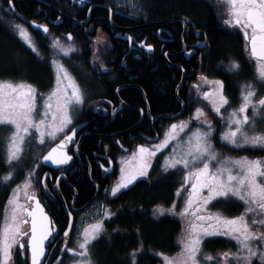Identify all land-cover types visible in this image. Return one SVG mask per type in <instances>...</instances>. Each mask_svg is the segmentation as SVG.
I'll use <instances>...</instances> for the list:
<instances>
[{
    "label": "flooded vegetation",
    "instance_id": "flooded-vegetation-1",
    "mask_svg": "<svg viewBox=\"0 0 264 264\" xmlns=\"http://www.w3.org/2000/svg\"><path fill=\"white\" fill-rule=\"evenodd\" d=\"M146 1L139 0L138 11L130 12L126 7L109 0H13L12 6L7 4V0H0V15L6 17L8 25L13 29L17 23L25 25L39 47L40 53L48 51L53 36H59L65 43H74L75 49L68 53V59L77 60L83 65L87 75L82 78L90 82L84 84L82 112L64 134L66 135L78 124L85 123L75 134L74 142L67 149V153L71 156L69 162L64 166L53 168L44 166L38 160L32 168L35 169V174L30 177L33 184L27 191L31 194L35 189L37 199L52 221L50 226L54 227V238L50 237L45 245L46 255L43 257L45 264H61V261L56 260L57 256L62 257V264L70 258L71 253L62 252L61 246L65 243L68 247L75 246L73 240L77 239L78 232L82 231L89 221L83 220V217L80 219L81 214L84 216L85 212L91 210L97 202H101L107 210H111V206L107 203L109 198L118 196L120 191L140 178H147L148 174L140 176L126 188L119 190L116 195H112L111 188L115 183L113 176L116 172L115 152H128L139 143L158 140L171 121H187L188 130L197 127L206 128L207 125L203 124L205 116L197 119L193 115L196 107L203 108L206 118L213 122L212 144L214 150L220 154V160L224 156L264 159L262 147L253 149L245 145H232L221 139V133L229 127L226 120L230 111L237 108L241 102V86L252 82L258 90L255 98L258 100L260 96H264V87H261L257 77L256 61L250 56V49L245 47L243 30L239 25L226 23L232 19L226 0H198L208 11L198 19L199 24L189 16L187 10L164 18L151 16L145 10ZM30 21L47 24L49 32L44 33L39 28H31ZM209 25L213 28L210 29ZM69 32L73 35V41H68L66 34ZM98 35L105 38L103 42L96 41ZM15 36L19 39L16 33ZM140 41L152 44L153 48L151 50L145 48ZM94 47L95 55H98L100 60H93ZM188 49H192V52H188ZM233 60L240 64L239 71L235 73L229 70ZM101 61L107 65L105 69L99 68ZM142 62L147 64L149 73L155 79L159 77L157 65L164 66L163 78L174 82L173 95L179 104L174 112L150 111L149 102L142 88L132 82L133 77H137L134 72ZM118 66L124 68V81L111 87L109 91L105 89L106 82L117 78ZM202 74L208 79H202ZM217 80L223 81L224 94L229 98V104L223 107L222 114H217L212 107V101L216 98L215 90L219 87L215 83ZM96 85L100 93L95 94ZM152 87L154 89L155 84ZM126 88L137 89L140 92L143 108L136 101L130 102L135 97L134 93L125 92L123 96L120 94L124 93L120 91ZM209 91L212 93L209 98L201 95ZM130 110L137 114L133 123L121 128H109L108 125L113 126L117 120L127 116ZM248 115H252L251 109L248 110ZM144 118L148 121V126L141 130L139 125ZM246 131L249 134L253 131H264V119L257 117L255 129L248 127ZM144 132L151 133V136L143 135ZM89 137H93L96 141L91 147L85 140ZM138 139L140 142H137ZM110 163L112 169L110 173H106ZM127 166L131 165L127 164ZM212 168H215V163L212 164ZM172 172L178 174L177 171ZM57 177H59L58 181ZM177 180V188H179L183 181L178 177ZM84 184L93 187L92 193L88 194ZM82 186H84V195L79 192ZM190 187L191 183L185 185V199ZM99 190L101 191L98 195ZM201 192L207 194L206 189H202ZM181 195L182 192L177 195L175 191L170 205L176 201L184 206L185 199ZM21 202L26 206L32 204L31 201H27L24 188H22ZM243 208V201L237 197H217L209 201L205 210L198 214L208 215L219 211L223 216L231 217L238 215ZM69 212L72 213L73 223L69 229L70 239L65 241L63 237L65 228L69 227ZM101 212L102 210L99 213ZM111 213L114 215L115 212L111 211ZM112 216L109 220H105L104 225L112 219ZM26 219L29 220V217ZM177 220L180 222L178 218ZM24 227L29 229V224ZM105 230L104 227L102 236L106 233ZM201 245L203 249L200 254L201 259L204 253L215 255L217 252L235 251L237 248V242L233 238L220 233L204 236ZM208 246H212L211 249ZM253 260L255 264H260L258 258L254 257ZM29 261V252L25 251L21 255L17 245L11 264H30ZM208 264L214 262L209 261ZM232 264L235 262L233 261Z\"/></svg>",
    "mask_w": 264,
    "mask_h": 264
},
{
    "label": "snow or ice",
    "instance_id": "snow-or-ice-1",
    "mask_svg": "<svg viewBox=\"0 0 264 264\" xmlns=\"http://www.w3.org/2000/svg\"><path fill=\"white\" fill-rule=\"evenodd\" d=\"M129 2L134 9L139 7L132 0ZM226 2L232 17L226 23L239 25L243 30L245 47L250 49V56L256 61L257 77L261 87H264V0H226ZM12 3L13 0H7L9 6H12ZM36 23L32 21L33 25ZM13 27L16 34L39 55L38 47L28 28L23 24H15ZM38 28L44 33L49 32L47 24H39ZM66 35L68 41H73L72 33L69 32ZM95 39L97 42H103L105 38L98 35ZM129 40L131 41V37ZM140 43L149 50L153 48L152 44H146L144 41ZM51 48L53 49L51 62L57 68L56 86L46 96L38 97L35 86L24 80L0 79V126H8L11 129L6 138L5 158L9 171L0 177V182L5 184L13 178L15 165L22 159L23 145L30 142L32 130H35V140L41 146L48 139L54 141L58 134H63L64 130L72 124L73 114L84 102V89L76 82L65 65L56 59L58 52L67 56L75 49V44L65 43L59 36H53ZM187 51L192 52V49ZM93 60H100V57L95 55V47ZM106 67L107 65L101 61L99 68ZM239 69V62L231 61L229 70L235 73ZM201 78L208 79L203 74ZM215 83L219 87L215 90L216 98L212 101V107L217 114H222L223 107L229 104V98L224 94L223 81L217 80ZM211 94V91L201 93L205 98H209ZM257 95L258 90L252 82L241 86V102L237 108L230 111L226 120L229 127L221 133V139L232 145H245L253 149L258 146L264 148V131H253L252 134L246 131L248 127L255 129L257 117L264 119V96H260L257 100L255 98ZM41 99L43 112H40L38 108V100ZM249 109H251V116L248 115ZM37 115L40 116L39 119L35 118ZM193 115L197 119L205 116L203 124L207 127L193 129L179 144H174L172 153L165 156L161 164L164 172L181 165L184 168L183 182L176 189L177 195L186 184L191 183V187L187 192L184 206L176 214L188 218L189 223L182 229L179 238L182 245L180 251L172 256L165 253H159V255L163 256L164 264H208L209 261H213L214 264H232L233 261L235 264H255L254 257L259 259L260 264H264V159L224 156L220 160V154L214 150L212 144L213 122L206 118L204 109L201 107H196ZM188 126L187 121L173 122L159 143L138 144L131 156L121 157L123 164L133 159L136 160V164L128 168L122 164L120 176L112 186L111 194L116 195L137 177L147 175L152 157L164 149L169 141L179 139L180 133L184 132ZM76 131L77 129L73 128L40 159L51 161L57 166L67 163L71 156L63 151V148L66 142L73 139ZM58 149L61 151L58 152ZM213 163H215L214 169ZM34 174L35 169L29 170L23 181L25 195L27 201L32 202L31 206H26L18 199L20 185H17L9 195L4 221L0 224V264H11L17 245L21 255L25 251L30 252L31 264H45L42 259L46 255L45 241L50 237L54 238V227L50 226L52 221L44 211L40 200L37 199L35 189L31 194L27 191L33 184L30 177ZM58 180L59 177H57ZM202 189H206V195L201 192ZM229 196L237 197L244 203L243 211L238 215L226 217L219 211L208 215L198 214L205 210L209 201L217 197ZM175 204L176 201H173L172 206L167 209L163 205H154L153 214L159 215L165 211L175 213ZM112 215L113 213L105 209L103 217L96 219L94 223L78 232L74 247H68L67 243L61 246L62 252L73 254L71 264H96L92 258L91 247L104 231V217ZM26 217H30V220ZM68 217L69 227L65 228L63 237L65 241L70 239L69 229L73 223L71 212L68 213ZM204 221L211 223L205 224ZM27 224H30L29 229L24 227ZM214 233L233 238L237 242V248L235 251L226 250L217 252L215 255L204 253L201 259L200 254L203 251L201 241L204 236ZM137 251L139 249H134L132 252L133 264H136ZM56 260L61 261L62 264V257L57 256Z\"/></svg>",
    "mask_w": 264,
    "mask_h": 264
},
{
    "label": "trees",
    "instance_id": "trees-1",
    "mask_svg": "<svg viewBox=\"0 0 264 264\" xmlns=\"http://www.w3.org/2000/svg\"><path fill=\"white\" fill-rule=\"evenodd\" d=\"M146 3L145 10L151 16L164 18L184 13V10H187L186 12L197 24H199L198 19L208 12L198 0H147ZM208 27L213 28L212 25ZM139 64L140 67L134 72L137 77H133L132 82L142 88L149 102L150 111L168 113L178 109L179 104L173 95L174 82L163 78L164 66L157 65L159 77L155 79L149 73L147 64L143 62ZM117 70H119L117 78L106 82L105 89L110 91L111 87L124 81V68L118 66ZM52 78V70L46 61H41L27 49L15 36L14 29L8 25L6 17L0 15V79L24 80L34 85L37 92L43 93L50 89ZM95 90V94L100 93L97 85ZM120 92H124L120 93L122 96L125 92L134 93L135 97L130 102L136 101L143 108V101L137 89L126 88ZM179 94L181 95V92ZM136 116L135 111L130 110L127 116L117 120L113 126H108L109 128H121L133 123ZM147 123L148 121L144 118L139 125L141 130L148 126ZM143 135L151 136V133L144 132ZM85 140L88 141L90 147L95 145L96 141L93 137ZM137 142H140V139ZM15 170L14 177H18L20 171L17 172V166ZM8 171L9 167L5 163L3 149L0 147V177ZM177 177L176 172H168L159 176H150L149 179L140 178L125 190L120 191L118 196L108 199L107 203L111 206V211L115 213L112 219L105 224L106 233L92 244L91 254L96 264H133L134 249H139L135 254L136 264H161L159 253L172 255L178 250L181 224L176 216L154 217L155 215L151 214L154 205H170L178 186ZM17 181L18 178L11 179L6 184L0 182V224L4 218L10 189ZM88 185L84 184L90 194L93 187ZM84 186L79 191L82 195H84ZM211 247L208 246L209 249Z\"/></svg>",
    "mask_w": 264,
    "mask_h": 264
},
{
    "label": "rangeland",
    "instance_id": "rangeland-1",
    "mask_svg": "<svg viewBox=\"0 0 264 264\" xmlns=\"http://www.w3.org/2000/svg\"><path fill=\"white\" fill-rule=\"evenodd\" d=\"M109 1H111V2L113 1L116 4H119V5H122L123 7H126L127 10H129L130 12L135 11V10H136V12L138 11V8L134 9L130 5L129 0H109ZM132 2L138 4L139 0H132ZM17 24H19V23H17ZM14 32L16 33V30H14ZM19 39L23 42V44L26 47L30 48L20 37H19ZM30 51H32V50H30ZM38 51H39V55H37V56H36V54H37L36 52H33L32 51V53L36 57H38L41 61H46V63L50 66V68L52 70V75H53L52 84H51L50 89H48V91H45L43 93L42 92H37V95L39 97L40 95H45L46 96L51 91V89L56 86V72H57V68L51 62L52 61V52H53V49L51 48V43L48 45V51H45V53H40L41 51L39 50V47H38ZM57 52H58V50H57ZM71 52H73V51H71ZM56 59H58L61 63H63L65 65V67L68 69V71L70 72V74L75 78L76 82L83 89H84V84H86V85L87 84H90V83H84V78H82V77L86 76L87 74H86V71H85L83 65L81 63H79V61H77V60H69L68 59V56H65L64 53H61V52H58V54L56 56ZM13 81H19V80H13ZM88 88H89V86H88ZM54 103H55V100L53 99V104ZM42 105H43V100L42 99L41 100H38V108H39L40 112H43ZM81 108H82V106L80 107V109L78 111H76L73 114L74 115V119H73L72 124L77 120V118L81 114V112H82ZM35 118L36 119H39L40 116L37 115ZM173 122H179V120L171 121V122L168 123V125L170 126ZM72 124L69 125V127L64 130V133L63 134H58V137L54 141L51 140V139H48L47 142L44 143L42 146L39 144L38 141L35 140V130L34 129L32 130L33 135L31 137L30 142H26L23 145L22 159H21V161H20L19 164L15 165V166H17V172L20 171V173H19V176L18 177H14L13 176V178H11V179L18 178V181L16 183H13V185H12V187L10 189L9 195L13 192V189L17 185H20L21 187H20V190H19L18 199L21 201L23 181H25V179L27 177V173L37 163V161L40 159L41 155H43V153L47 149H49L54 143H56L60 139V137H62L71 128ZM167 129L163 130V132H162V134H161V136L159 137L158 140L152 141V142L139 143V144L154 145V144L159 143V140L164 138V134H165V131ZM10 130L11 129L8 126H0V147L3 149L4 159L6 158V147H7V145H6V138L9 136ZM191 131L192 130H188L186 128L184 130V132L180 133L179 139H177L176 141H169L168 145H166L164 149H161L159 152L156 153V156L152 157L151 164H150L149 169H148V176H147L146 179H149L150 176L151 177L152 176H159V175H162V174H165V173H168V172L177 171L178 174H179L178 175V178L183 181L184 168H183L182 165L181 166H178L175 169H171L170 168L167 172H164L163 169L161 168V164L164 162V157L167 156V155H169L170 153H172V151H173V145L174 144H179L180 141L183 140V139H185L187 137L188 133H190ZM137 145H135L134 147H132V149L129 150L128 152H123V153H119L118 151L115 152L116 153L115 154V169H116V172H115V174L113 176V181L115 183L117 182L118 177L120 176V169H121L122 164H123V162L121 160V157L127 158V157L131 156L132 152L136 149V146ZM127 164L128 165L130 164L131 166H134L136 164V160L133 159V160L129 161ZM127 164H123V166L125 168H128ZM15 172H16V170H15ZM181 192H182V195L181 196L182 197L184 196V199H185V195H186V194H184L185 187H184V189H181ZM8 200H9V197H8ZM8 200L6 202V205L8 203ZM170 206H172V204L171 205L164 206V207H165V209H167ZM182 207H183L182 204H179V202L176 203L175 204V210L176 211H175L174 214L179 213V211H180V209ZM105 209H107V208L101 202H97L91 208V210H89L88 212H85V215L84 216H83V214H81L80 219L83 217V220H86V221L89 220V221L86 222V224L87 225H90V224L94 223L96 219H99L100 217H103V213H104V210ZM101 210H102V212L99 213ZM109 211L111 212V210H109ZM154 211H155V208H152V210H151L152 216H154L153 215ZM172 213L173 212H167V211H165L164 213L159 214V215H155L154 217L161 216V215H173ZM4 216H5V210H4ZM109 217H104L103 224H104V222H105L106 219L109 220ZM176 217L181 222V230H180V233L178 235L179 248H178V250L174 254L178 253L180 251L181 247H182V245L180 244V239L179 238L181 236L182 229L186 228L187 225H188V223H189V219L186 218V217H181L180 215H177V214H176ZM3 221H4V219H3ZM3 221L1 222V224L3 223ZM104 227H105V225H104ZM77 237H78V235H77ZM76 240H77L76 238L73 240L75 242V244H76ZM174 254H172V255H174ZM172 255H169V256H172ZM72 256H73V254L71 253L70 254V258H67L65 264H71V258H72ZM160 258H161V264H164L163 256L160 255Z\"/></svg>",
    "mask_w": 264,
    "mask_h": 264
},
{
    "label": "water",
    "instance_id": "water-1",
    "mask_svg": "<svg viewBox=\"0 0 264 264\" xmlns=\"http://www.w3.org/2000/svg\"><path fill=\"white\" fill-rule=\"evenodd\" d=\"M29 24H30L31 28H33V29L38 28V25H39V24H37V23H36V25H33L31 21L29 22ZM41 30H42V29H41ZM42 31H43V30H42ZM84 125H85V123H81V124H78L77 126H75L74 128L77 129V131L75 132V134H76V133H77V132H78V131L84 126ZM75 134H74L73 139H72L71 141H68V142L65 143V146H64V148H63V151H66V152H67V149L69 148V145H70L71 143L74 142ZM66 135H67V134H66ZM83 135H84V133H82L81 136H83ZM63 138H64V136H63L62 138H60L59 140H61V139H63ZM59 140H58L56 143H54V144H58V143H59ZM54 144H53L51 147H53ZM51 147H50V148H51ZM50 148H49L45 153H43V155L46 154V153L50 150ZM60 151H61V150L58 149V152H60ZM43 155H41V157H42ZM41 157H40V158H41ZM39 161H40L44 166H46V167H53V168L60 167V166H64V165H66V164L69 162V160H68L67 163H65V164H63V165H59V166H57V165L52 164L51 161H43V160H41V159H39ZM111 169H112V165H111V163H110L108 169H106V173H110ZM29 220H30V217H29ZM29 228H30V224H29ZM45 245H46V241H45ZM29 258H30V252H29ZM42 259H43V257H42ZM29 263L31 264L30 261H29Z\"/></svg>",
    "mask_w": 264,
    "mask_h": 264
},
{
    "label": "bare ground",
    "instance_id": "bare-ground-1",
    "mask_svg": "<svg viewBox=\"0 0 264 264\" xmlns=\"http://www.w3.org/2000/svg\"><path fill=\"white\" fill-rule=\"evenodd\" d=\"M84 83H90L89 81H87V80H84ZM99 199H101V198H99Z\"/></svg>",
    "mask_w": 264,
    "mask_h": 264
}]
</instances>
